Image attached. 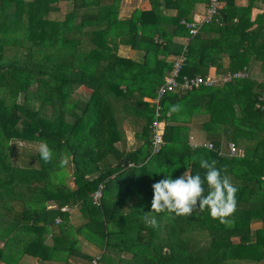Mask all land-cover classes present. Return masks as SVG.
I'll return each instance as SVG.
<instances>
[{
  "label": "trees",
  "instance_id": "16d2710c",
  "mask_svg": "<svg viewBox=\"0 0 264 264\" xmlns=\"http://www.w3.org/2000/svg\"><path fill=\"white\" fill-rule=\"evenodd\" d=\"M237 1L219 0L214 20L190 36L181 21L193 22L195 5L205 9L208 0H148V10L128 18L118 17L120 0H0V236L8 238L0 264H16L22 255L66 262L80 256L76 236L100 249L104 264H264V113L254 108L259 98L264 104V82L236 79L165 94L158 102L164 145L154 155V106L143 101L155 97L170 57L181 52L177 39L186 40L179 82L205 79L210 68L220 76L250 71L256 63L264 76V0ZM59 2L69 10L53 20L48 15ZM257 6L261 13L251 18ZM119 46L140 58L120 56ZM76 87L89 92L86 100L73 93ZM176 104L182 111L168 115ZM197 118L211 149L188 144ZM124 123L133 139L128 148ZM41 140L55 153L51 163L38 152L36 168L12 163L10 143ZM227 142L242 156H229ZM64 153L72 157V187L68 166L59 167ZM201 157L216 161L238 189L233 223L222 225L205 210L173 219L160 214L159 227L148 226L143 215L151 211L152 185L186 171L203 179ZM62 207L79 211L76 227ZM49 230L55 233L46 247Z\"/></svg>",
  "mask_w": 264,
  "mask_h": 264
},
{
  "label": "clouds",
  "instance_id": "9594fccd",
  "mask_svg": "<svg viewBox=\"0 0 264 264\" xmlns=\"http://www.w3.org/2000/svg\"><path fill=\"white\" fill-rule=\"evenodd\" d=\"M181 111L180 104L171 105L168 115ZM36 150L44 163L52 162L55 153L47 141H39ZM71 159L70 154H62L59 167L69 166ZM199 164L201 169L206 170L203 179L199 174L192 175L186 171L176 179L165 174V178L152 185L151 211L143 215L148 226L158 228L157 216L160 214H166L168 218L173 219L190 217L196 212L202 213L205 210L208 211L211 218L222 225L228 226L233 223L237 210V187L226 174L222 175L221 170L216 167V161L209 162L201 157ZM205 182L207 192L205 191Z\"/></svg>",
  "mask_w": 264,
  "mask_h": 264
},
{
  "label": "built area",
  "instance_id": "2783aa9c",
  "mask_svg": "<svg viewBox=\"0 0 264 264\" xmlns=\"http://www.w3.org/2000/svg\"><path fill=\"white\" fill-rule=\"evenodd\" d=\"M219 6V0H208L207 5L205 6V9L201 13L200 16H193V22H185L181 21V25L186 29L188 35L193 36L197 33L199 26L201 23H208L214 20L215 16L217 15V9ZM182 44V50L181 52L173 56L170 60V69L169 71L163 75L162 82L157 88L155 89V97L152 99H144L145 102L151 104L154 106L153 111V120L151 122V139H150V155L157 154L159 150L163 147L164 141H163V129H164V121L160 119V108L158 105L159 99L163 97L167 93H175V92H184L188 91L191 88H196L198 85H202L205 87H215L219 86L225 82H229L236 79H246L250 78V71H247V69L242 68L241 70H238L233 73H225L223 76L215 75L213 72L209 73L208 76L205 77V79H202L200 77H195L193 79H187L185 77L181 78V81H177L178 74L180 69L185 63V45L186 40L183 39ZM259 81L264 82V78H261ZM263 98H259L258 101L255 103L254 108L256 110H259L260 112L264 113V104L262 103ZM190 147H204L206 149H211L212 145L208 142H202V143H194L190 144ZM226 148L228 151L229 156H242L241 150H239L236 145L232 142H227ZM131 166V165H129ZM101 186L98 187L96 191H94L91 194V201L93 205H97L98 200L101 196ZM61 212H68L69 209L66 207H62L60 209ZM59 222V219H55L54 223L57 224ZM98 257H94V259L91 260L90 264H97Z\"/></svg>",
  "mask_w": 264,
  "mask_h": 264
},
{
  "label": "crops",
  "instance_id": "0c3cea01",
  "mask_svg": "<svg viewBox=\"0 0 264 264\" xmlns=\"http://www.w3.org/2000/svg\"><path fill=\"white\" fill-rule=\"evenodd\" d=\"M245 1L246 0H238L236 3L238 5H240V6H244L245 5ZM59 3L60 4L61 3L65 4L63 2H59ZM198 5H200V6H198ZM135 9L148 10L149 9L148 0H120L118 17L119 18H128L129 15L132 13V11H134ZM203 9H204V4L195 5V7H194V13H196L195 15L196 16H200L201 13L203 12ZM167 13L170 14V15L174 14V12H167ZM259 13H261V7H259V6L254 7L251 10V18H253L256 14H259ZM176 41L178 43H183L184 42L183 39H182V41L180 39H177ZM118 54H120V56L131 58V59H136V60H138L140 58V54L138 52H134V51H132V50H130L127 47H124V46H119ZM122 54H124V55H122ZM171 58H172V56L170 57V59ZM226 63L227 62L224 59L222 61V64H223L224 68L226 66ZM252 67L257 69V71L255 73H258V74H256V75H262L259 72V70H258V67H259L258 63L253 64ZM209 72L210 73L214 72V68H210ZM144 99H146V98H144ZM144 99H143V101H144ZM201 121L197 122L196 125H193V123L190 124V128L191 129H190V133H189L190 136H189V139H188V144L189 145L190 144H194V143H202V142H204V139L202 138V135L199 132V126L201 124ZM126 127H127V125H126ZM130 139L131 140L129 142H131V143H127L129 145L125 146L126 148H128L129 146H131L133 144V139L132 138H130ZM73 209L74 208H71V209H69V211H72ZM67 214H70V213H67ZM79 222H81V220ZM257 226L258 225H256V227ZM51 233L54 234L55 232H51L50 231V232L46 233L45 236H44V239L45 240H48V239L51 240V237H50ZM44 243L46 245H49L45 241H44ZM77 247H78V251L77 252H78V254L81 257L78 256V255L77 256L73 255V256H70L66 260V262H61V261H51V262L50 261L49 262L44 261V262H40L36 258L30 257V256H26V255H22V256L19 257V259L17 260L16 264H81L80 261L83 260V255L84 254H89V259H90V260L88 259V262H86L85 264H89V262H91V260L94 259V257H98L97 264H104V263H100L99 262L100 261L99 259L101 257L102 252H100V250H98V248L95 249V247H93L92 245H90L89 243H87L85 241H82L80 245L77 242ZM90 252L92 253V255H91ZM93 252H96V253H93ZM126 255H128V254H126Z\"/></svg>",
  "mask_w": 264,
  "mask_h": 264
},
{
  "label": "rangeland",
  "instance_id": "374dc122",
  "mask_svg": "<svg viewBox=\"0 0 264 264\" xmlns=\"http://www.w3.org/2000/svg\"><path fill=\"white\" fill-rule=\"evenodd\" d=\"M57 6L59 8V12L48 15V17L49 18H52L53 20H60V19H62L63 16H64V14L67 12V10H69V6H67L66 4H62V3L60 4V3H58ZM198 6H200V5H198ZM180 40L182 41V39H180ZM124 54H122V55H124ZM256 71H257L256 68H254V67L251 68V70H250V72H251L250 73V78L254 79L255 81H259L261 78H264L263 75H256V74H258V73H255ZM73 93L77 94L81 100H86L87 97H88V95H89V92L87 90L81 88V87H76L74 89V92ZM18 99L20 100V98H18ZM201 120H202L201 118L192 119L191 123H193V125H196V123L197 122H200ZM122 129H123V132H124V140H123V143L124 144H122V146L125 147V146L129 145L127 143H131L129 141L131 140L130 138H132V135L129 132L128 127H126V124L125 123H124V126L122 127ZM202 138H203V135H202ZM226 140H227V137H224L223 144H222L223 146H224ZM10 146L13 148V151H14L13 154H12V156H11V158H10L11 161H12V163L14 165H16V166H29V167H32V168H36V166H37V163L36 162L37 161L34 159V154L38 152L36 150L37 147H38V144H35L34 143V144H24L23 145V144H19V143H16V144H11L10 143ZM70 169H71L70 166H68L67 169H66V173L68 174V177H66V182H67V185L69 187H72L71 177L69 176V174L71 172ZM25 198H27V199H34V197H31V196L30 197L29 196H26ZM49 204L51 205V203H49ZM0 205H2V202H0ZM6 205H8V204H6ZM66 213H70V214H68V220H67L68 221L67 224L70 227H73V228L76 227L80 223L79 221L82 220L81 214L75 208L72 211H68ZM75 240L79 243V245L83 241L82 240V236H76V239ZM44 241L47 244H49V245H46L44 243ZM6 242H8V238H6L4 236H0V248H3L4 247V244ZM13 242L11 244H14L15 243V242L14 243ZM15 244H17V243H15ZM17 245H19V242H18ZM43 245L46 246V247H51L52 246V240H49V239L48 240H45V239H43ZM19 246L21 247V245H19ZM93 247H95V246H93ZM95 249H96V247H95ZM98 250H100V249H98ZM100 252H102V251L100 250ZM93 253H96V252H93ZM91 255H92V253H91ZM129 257H130V255L122 254L118 258L125 259L126 260V259H129ZM88 259H89V254H84L83 255V260H81L80 263L81 264H85L86 262H88ZM53 261H55V260H53Z\"/></svg>",
  "mask_w": 264,
  "mask_h": 264
}]
</instances>
